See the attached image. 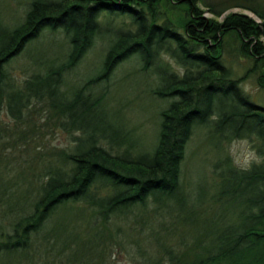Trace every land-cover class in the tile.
<instances>
[{
  "label": "trees",
  "instance_id": "1",
  "mask_svg": "<svg viewBox=\"0 0 264 264\" xmlns=\"http://www.w3.org/2000/svg\"><path fill=\"white\" fill-rule=\"evenodd\" d=\"M22 1L17 25L0 20V114L14 123L0 125V263L114 264L121 249L133 264H264V107L242 89L252 77L264 89V13L238 1ZM233 7L261 23L223 16ZM44 31L62 34L63 59L42 58L16 81L10 64ZM98 40L106 43L101 75L64 89ZM131 57L156 78L152 95L169 100L146 150L137 130L104 109L105 91H94ZM236 57L248 64L239 78ZM40 107L72 146L39 157L43 168L25 186L9 175L6 152L28 147ZM199 130L220 152L204 192L181 182ZM241 139L259 158L247 169L221 149Z\"/></svg>",
  "mask_w": 264,
  "mask_h": 264
},
{
  "label": "rangeland",
  "instance_id": "2",
  "mask_svg": "<svg viewBox=\"0 0 264 264\" xmlns=\"http://www.w3.org/2000/svg\"><path fill=\"white\" fill-rule=\"evenodd\" d=\"M237 1L241 5L250 3L251 6L260 9L264 13V0H204L210 5L216 4L218 8L232 5ZM23 3L22 0H0V20L11 27L17 25L24 12L25 4ZM201 9L205 12V17L212 18L206 8L201 6ZM232 13L244 14L261 23L253 12L237 7L229 9L223 16ZM120 25V19L112 20L114 28ZM105 45V41H96L95 46L86 56L66 74L64 89L81 87L101 75ZM66 48L65 39L59 31L54 34L44 31L37 40L28 44L19 57L12 61L9 74L16 81L27 78L34 69V65L40 63L42 58L62 60ZM164 59L169 61L172 67L177 70L172 61L168 60V58ZM230 66L234 70L235 77L239 78L245 73L248 64L245 59L236 57L230 63ZM140 68L139 61L131 57L119 64L111 72L107 82L102 83L100 80L94 91L95 93L102 90L105 91L107 102L104 105V109L110 115L114 114L117 116L127 127L137 130L136 132L139 136L138 146H141L142 150H146V148H150L154 141L158 128L159 112L168 106L169 100L160 99L152 95L153 90L156 88L155 86H157L156 78L149 72H143ZM242 89L248 94L250 101L264 107V89L258 86L255 77L246 79L242 83ZM43 110L42 107L36 110V117L33 119L35 128L32 129L34 132H31L26 140L28 147L24 146L22 150L20 148L10 149L6 152L7 157L11 158L10 168L12 171L9 175L14 173L18 175L17 181H20L25 186L31 175L40 173L43 168L44 164L40 163L39 157L43 158L46 153L52 157L56 151L67 150L72 146L71 136L59 130L56 123L47 120L48 118L43 113ZM115 116L112 115V117L116 118ZM3 124H9V127L14 128V123L9 121L8 117L2 113L0 114V125ZM222 148L232 158L233 162L235 159L242 161L249 152H254L257 156L250 140H234L224 143ZM18 150L22 151L21 154L18 153ZM219 154L218 149H215L212 143H208L205 131L199 130L194 133L189 141L186 158L182 165V184L198 192H204L205 189L209 188L212 165ZM34 160L37 162H32ZM234 164L239 168H243L236 163ZM13 169L15 170L13 171ZM113 259L114 264L131 263L129 252L121 249H117ZM8 263L12 262H1L0 264Z\"/></svg>",
  "mask_w": 264,
  "mask_h": 264
},
{
  "label": "clouds",
  "instance_id": "3",
  "mask_svg": "<svg viewBox=\"0 0 264 264\" xmlns=\"http://www.w3.org/2000/svg\"><path fill=\"white\" fill-rule=\"evenodd\" d=\"M255 161L259 163V158L255 155L254 152H249L243 160L235 159L234 163H236L238 166H242L243 168L247 169L251 166V163Z\"/></svg>",
  "mask_w": 264,
  "mask_h": 264
}]
</instances>
